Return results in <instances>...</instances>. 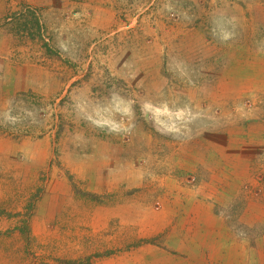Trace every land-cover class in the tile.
I'll use <instances>...</instances> for the list:
<instances>
[{"label": "rangeland", "instance_id": "obj_1", "mask_svg": "<svg viewBox=\"0 0 264 264\" xmlns=\"http://www.w3.org/2000/svg\"><path fill=\"white\" fill-rule=\"evenodd\" d=\"M255 107L264 0H0V264H132L209 197L250 224Z\"/></svg>", "mask_w": 264, "mask_h": 264}, {"label": "crops", "instance_id": "obj_2", "mask_svg": "<svg viewBox=\"0 0 264 264\" xmlns=\"http://www.w3.org/2000/svg\"><path fill=\"white\" fill-rule=\"evenodd\" d=\"M232 84L243 87L241 83ZM242 91L244 90L239 89L238 92ZM251 110L244 112V119H256V126L264 125V108L255 107ZM237 152H232L231 155ZM248 155L240 154V157ZM249 165L243 161L237 169L233 165L226 166L221 172V176L225 178L221 184H228L230 179L235 181L239 184L240 191L239 196L234 195V201L237 200L241 206L244 203L257 206L256 213L249 219L250 224L240 222L232 226L227 218L230 214L222 206L224 204L227 205L226 208L230 207L227 201L209 197L208 201H201L199 208L188 216L197 222L196 228L184 230L177 226L167 236L165 247L146 250L143 260L139 259L132 264H264V165L254 170V174H249ZM250 188L257 189L256 193L253 194ZM209 189L211 192L215 189L213 192L218 193L217 188Z\"/></svg>", "mask_w": 264, "mask_h": 264}]
</instances>
